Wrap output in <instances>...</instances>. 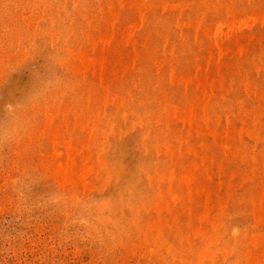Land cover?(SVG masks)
I'll list each match as a JSON object with an SVG mask.
<instances>
[{
  "label": "rangeland",
  "instance_id": "obj_1",
  "mask_svg": "<svg viewBox=\"0 0 264 264\" xmlns=\"http://www.w3.org/2000/svg\"><path fill=\"white\" fill-rule=\"evenodd\" d=\"M260 96L264 0H0V264H264Z\"/></svg>",
  "mask_w": 264,
  "mask_h": 264
},
{
  "label": "bare ground",
  "instance_id": "obj_2",
  "mask_svg": "<svg viewBox=\"0 0 264 264\" xmlns=\"http://www.w3.org/2000/svg\"><path fill=\"white\" fill-rule=\"evenodd\" d=\"M138 1H139V0H137V2H138ZM153 1H154V0H153ZM61 2H62V1H61ZM146 2H147V1H146ZM193 2H194V1H193ZM65 3H66V2H65ZM72 3H74V1H73ZM111 3H112V2H111ZM113 3H114V2H113ZM119 3H121V2H119ZM123 3H124V2H122V4H123ZM130 3H131V2H130ZM195 3H196V2H195ZM201 3H202V2H201ZM62 4H63V3H62ZM67 4H68V3H67ZM75 4H76V2H75ZM108 4H109V3H108ZM125 4H127V3H125ZM125 4H124V5H125ZM131 4H132V3H131ZM191 4H192V3H191ZM33 5H34V4H33ZM40 5H42V4H40ZM60 5H61V4H60ZM64 5H65V4H64ZM72 5H73V4H72ZM119 5H120V4H119ZM134 5H136V4H134ZM142 5H144L143 2H142V4H141V6H142ZM152 5H153V4H152ZM73 6H74V5H73ZM110 6H111V5H110ZM130 6H131V5H130ZM145 6H146V5H145ZM59 7H60V6H59ZM62 7H63V5H62ZM66 7H67V6H66ZM118 7H119V6H118ZM146 7H147V6H146ZM146 7H145V8H146ZM206 7H207V6H206ZM209 7H210V6H209ZM75 8H76V7H75ZM110 8H111V7H110ZM112 8H113V6H112ZM200 8H201V7H200ZM63 9H64V8H63ZM115 9H116V8H115ZM123 9H124V8H123ZM150 9H151V8H150ZM208 9H209V8H208ZM42 10H43V9H42ZM147 10H148V9H147ZM181 10H182V9H181ZM109 11H110V9H109ZM135 11H136V10H135ZM140 11H141V10H140ZM140 11H139V13H140ZM205 11H207V10H205ZM47 12H48V11H47ZM51 12H52V11H51ZM51 12H50V14H51ZM61 12H62V11H61ZM61 12H60V13H61ZM120 12H121V11H120ZM143 12H144V11H143ZM143 12H142V14H143ZM156 12H157V11H156ZM210 12H211V9H210ZM212 12H213V11H212ZM56 13H57V12H56ZM111 13H112V12H111ZM179 13H180V12H179ZM58 14H59V11H58ZM140 14H141V13H140ZM155 14H156V13H155ZM163 14H164V12L162 13V15H163ZM54 15H55V14H54ZM59 15H60V14H59ZM59 15H58V16H59ZM112 15H113V14H112ZM112 15H111V16H112ZM143 15H144V14H143ZM143 15H141V16H143ZM56 16H57V15H56ZM60 16H61V15H60ZM179 16H180V15H179ZM179 16H177V17H179ZM37 17H38V16H37ZM39 17H40V16H39ZM39 17H38V18H39ZM49 17H50V16H49ZM117 17H118V15H117ZM54 18H55V17H54ZM56 18H57V17H56ZM56 18H55V19H56ZM59 18H60V17H59ZM112 18H113V17H112ZM40 19H41V17H40ZM61 19H62V18H61ZM117 19H118V18H117ZM117 19H116V20H117ZM144 19H145V18H144ZM65 20H66V19H65ZM48 21H49V19H48ZM48 21H47V22H48ZM51 21H52V20H51ZM60 21H63V20H60ZM145 21H146V20H145ZM176 21H177V20H176ZM176 21H175V22H176ZM52 22H53V21H52ZM54 22H55V21H54ZM66 22H67V21H66ZM116 22H117V21H116ZM141 22H142V17H141ZM262 22H263V21H262ZM262 22H261V23H262ZM177 23H178V21H177ZM184 24H185V23H184ZM53 25H54V24H52V26H53ZM55 25H56V23H55ZM58 25H59V24H58ZM63 25H64V24H63ZM179 25H181V24H179ZM179 25H177V27H178ZM186 25H188V23H187ZM49 26H50V25H49ZM182 26H183V25H182ZM179 27H180V26H179ZM219 28H221V26H220ZM183 30H184V29H183ZM183 30H182V31H183ZM216 30H217V28H216ZM216 30H215V36H217V34H216ZM220 31H221V29L218 30V33H219ZM175 32H176V31H175ZM212 32H213V31H212ZM211 34H212V33H211ZM181 35H182V34H181ZM127 36H128V35H127ZM127 36H126V38H127ZM213 36H214V35H213ZM215 36H214V37H215ZM121 37H122V36H121ZM226 37H227V36H226ZM231 37H232V36H231ZM155 38H156V37H155ZM211 38H212V37H211ZM216 38H217V37H216ZM227 38H228V37H227ZM229 38H230V37H229ZM230 39H231V38H230ZM230 39H229V40H230ZM109 40H111V39L109 38ZM121 40H122V39H121ZM124 40H125V39H124ZM124 40H122V42H123ZM127 40H128V39H126V41H127ZM215 40H216V39H215ZM223 40H224V39H223ZM226 40H227V39H226ZM235 40H236V39H235ZM116 41H117V40H116ZM126 41H125V42H126ZM220 41H222V40H220ZM238 41H239V40H238ZM107 42H108V40H107ZM111 42H112V41H111ZM117 42H118V41H117ZM174 42H175V41H174ZM232 42H233V41H232ZM239 42H240V41H239ZM132 43H133V42H132ZM210 43H212V42H210ZM229 43H230V41H229ZM236 43H237V42H236ZM236 43H235V44H236ZM110 44H111V43H110ZM124 44H125V43H124ZM133 44H134V43H133ZM136 44H137V43H136ZM158 44H159V43H158ZM220 44H221V43H220ZM238 44H239V43H238ZM238 44H237V45H238ZM126 45H127V44H126ZM142 45H143V44H142ZM177 45H178V44H177ZM241 45H242V44H241ZM119 46H120V45H119ZM213 46H214V45H213ZM215 46H216V48H217V50H218V47H217L216 44H215ZM130 47H131V46H130ZM176 47H177V46H176ZM219 47H220V46H219ZM239 47H240V46H239ZM241 47H242V46H241ZM156 48H157V47H156ZM93 49H94V48H93ZM114 49H115V48H114ZM114 49H113V50H114ZM133 49H134V48H133ZM135 49H136V48H135ZM153 49H154V48H153ZM209 49H211V48H209ZM213 49H214V48H213ZM226 49H227V48H226ZM232 49H233V48H232ZM232 49H230V50H232ZM237 49H238V48H237ZM220 50H221V49H220ZM220 50H219V52H220ZM224 50H225V47H224ZM228 50H229V48H228ZM240 50H243V49H240ZM240 50H238V51H240ZM93 51H94V50H93ZM111 51H112V50H111ZM209 51H210V50H209ZM226 51H227V50H226ZM101 52H102V51H101ZM152 52H153V51H152ZM157 52H158V51H157ZM162 52H163V51H162ZM165 52H166V51H165ZM219 52H218V54H219ZM92 53H94V52H92ZM103 53H104V52H103ZM146 53H147V52H146ZM148 53H149V52H148ZM153 53H154V52H153ZM183 53H184V52H183ZM216 53H217V52H216ZM96 54H97V53H96ZM96 54H95V55H96ZM107 54H109V53H107ZM110 54H111V52H110ZM110 54H109V55H110ZM142 54H143V53H142ZM149 54H150V53H149ZM208 54H209V52H208ZM232 54H233V53H232ZM235 54H236V53H235ZM84 55H85V53H84ZM136 55H138V54H136ZM146 55H147V54H146ZM166 55H167V54H166ZM206 55H207V54H206ZM212 55H213V54H212ZM220 55L222 56V54H220ZM230 55H231V54H230ZM233 55H234V54H233ZM50 56H51V55H50ZM81 56H82V55H81ZM98 56H99V54H98ZM98 56H97V57H98ZM102 56H103V55H102ZM119 56H120V55H119ZM210 56H211V54H210ZM213 56H214V55H213ZM221 56H220V57H221ZM82 57H83V56H82ZM84 57H85V56H84ZM105 57H106V56H105ZM114 57H116V56H114ZM120 57H121V56H120ZM135 57H137V56H135ZM139 57H140V56H139ZM151 57H152V56H151ZM164 57H165V56H164ZM171 57H172V56H171ZM206 57H207V56H206ZM211 57H212V56H211ZM240 57H241V56H240ZM240 57H239V58H240ZM95 58H96V57L94 56V59H95ZM102 58H103V57H101V59H102ZM116 58H117V57H116ZM118 58H119V57H118ZM141 58H142V57H141ZM96 59H97V58H96ZM96 59H95V60H96ZM139 59H140V58H139ZM215 59H216V58H215ZM218 59H219V57H218ZM237 59H238V58H237ZM86 60H87V59H86ZM89 60H90V59H89ZM98 60H99V59H98ZM102 60H103V59H102ZM117 60H119V59H117ZM148 60H149V59H148ZM90 61L92 62V60H90ZM90 61H89L87 64H90ZM161 61H162V59H161ZM216 61H217V60H216ZM239 61H240V60H239ZM84 62H85V61H84ZM84 62H83V63H84ZM98 62H99V61H98ZM108 62H109V61H108ZM132 62H133V61H132ZM159 62H160V60H159ZM234 62H235V61H234ZM80 63H81V62H80ZM95 63H96V62H95ZM95 63H94V64H95ZM205 63H206V62H205ZM207 63H208V62H207ZM213 63H214V62H213ZM232 63H233V62H232ZM236 63H237V62H236ZM238 63H239V62H238ZM92 64H93V63H92ZM92 64H91V65H92ZM96 64H98V63H96ZM210 64H211V63H210ZM216 64L218 65V63H216ZM219 64H220V63H219ZM221 64H222V63H221ZM221 64H220V65H221ZM239 64H240V63H239ZM98 65H99V64H98ZM101 65H102V64H101ZM164 65H165V64H164ZM87 66H88V65H87ZM87 66H85V67H87ZM232 66H233V65H232ZM96 67H97V66H96ZM105 67H106V66H105ZM156 67H157V66H156ZM237 67H238V66H237ZM106 68H107V67H106ZM128 68H129V67H128ZM133 68H134V67H133ZM217 68H218V67H217ZM224 68H225V67H224ZM230 68H232V67H230ZM234 68H235V67H234ZM124 69H125V68H124ZM126 69H127V68H126ZM139 70H140V69H139ZM100 71H101V70H100ZM208 71H209V70H208ZM231 71H232V70H231ZM92 72H93V71H92ZM104 72H106V69H105ZM126 72H127V71H126ZM210 72H211V71H210ZM213 72H214V71H213ZM217 72H218V70H217ZM225 72H226V70H225ZM227 72H228V71H227ZM88 73H89V72H88ZM98 73H99V72H98ZM100 73H101V72H100ZM100 73H99V74H100ZM139 73H140V72H139ZM211 73H212V72H211ZM211 73H210V74H211ZM222 73H223V72H222ZM237 73H238V72H237ZM240 73H241V72H240ZM99 74H98V75H99ZM103 74H104V73H102V76H103ZM123 74H124V73H123ZM232 74H233V73H232ZM90 75H91V74H90ZM95 75H96V74H95ZM110 75H111V73H110ZM121 75H122V74H121ZM241 75H242V74H241ZM91 76H92V75H91ZM111 76H112V75H111ZM113 76H114V75H113ZM219 76H220V75H219ZM219 76H218V77H219ZM96 77H97V76H96ZM115 77L117 78V76H115ZM220 77H221V76H220ZM102 78H103V77H102ZM197 78H198V75H197ZM222 78H223V77H221V79H222ZM92 79H93V78H92ZM94 79H95V77H94ZM194 79H196V78H194ZM209 79H210V78H209ZM215 79H216V78H215ZM99 80H100V79H99ZM107 80H108V79H107ZM139 80H140V79H139ZM199 80H200V79H199ZM204 80H205V79H204ZM204 80H203V81H204ZM206 80H207V77H206ZM111 81H112V80H111ZM133 81H134V80H133ZM197 81H198V80H197ZM222 81H223V82L225 81L224 78H223ZM231 81H232V80H231ZM104 82H106V81H104ZM157 82H158V81H157ZM199 82H201V81H199ZM217 82H218V81H217ZM225 82H226V81H225ZM239 82H240V81H239ZM107 83H108V81H107ZM150 83H151V82H150ZM245 83H246V82H245ZM198 84H199V83H198ZM203 84H205V83H203ZM206 84H207V83H206ZM231 84H232V83H231ZM240 84H241V83H240ZM240 84H238V85H240ZM136 85H137V84H136ZM184 85H185V84H184ZM200 85H201V84H200ZM235 85H236V84H235ZM241 85H243V84H241ZM190 86H191V85H190ZM201 86H202V85H201ZM204 86L206 87V85H204ZM221 86H222V85H221ZM134 87H135V86H134ZM202 87H203V86H202ZM223 87H224V85H223ZM223 87H222V90L224 89ZM244 87H245V85H244ZM138 88H139V87H138ZM216 88H217V86H216ZM232 88H233V87H232ZM246 88H247V87H246ZM213 89H214V88H213ZM217 89H218V88H217ZM237 89H238V88H237ZM241 89H242V88H241ZM198 90H199V89H198ZM202 90H203V89H202ZM236 92H237V91H236ZM202 93H203V92H202ZM244 93H245V92H244ZM207 94H209V93H207ZM222 94H223V93H222ZM208 96H209V95H208ZM214 96H215V95H214ZM223 96H224V95H223ZM117 97H118V96H117ZM219 97H220V96H219ZM254 97H255V96H254ZM260 97H262V96H260ZM263 97H264V96H263ZM263 97H262V98H263ZM205 98H206V97H205ZM214 98H215V97H214ZM222 98H224V97H222ZM259 99H260V98H259ZM115 100H116V99H115ZM206 100H207V99H206ZM206 100H205V101H206ZM220 100H221V99H220ZM220 100H218V101H220ZM256 100H257V99H256ZM263 100H264V99H263ZM200 101H201V100H200ZM200 101H199V102H200ZM202 101H203V99H202ZM218 101H217V102H218ZM224 101H225V100H224ZM261 101H262V100H261ZM112 102H113V101H112ZM255 103H256V102H255ZM202 104H203V103H202ZM213 104H214V103H213ZM117 105H118V104H117ZM89 106H90V105H89ZM158 106H159V105H158ZM213 106H214V105H213ZM199 107H200V106H199ZM206 107L208 108L207 105H206ZM214 107H215V106H214ZM214 107H213V108H214ZM226 108H227V107H226ZM226 108H225V109H226ZM200 109H201V108H200ZM214 109H215V108H214ZM225 109H224V110H225ZM196 110H197V109H196ZM193 111H194V110H193ZM201 111H202V110H201ZM206 111H207V110H206ZM211 111H212V110H211ZM191 112H192V111H191ZM223 112H224V111H223ZM98 113H99V112H98ZM160 113H161V112H160ZM199 113H200V111H199ZM254 113H255V112H254ZM260 113H261V112H260ZM100 114H101V113H100ZM193 114H194V113H193ZM195 114H196V113H195ZM216 114H217V113H216ZM257 114H258V113H256V115H257ZM159 115H161V114H159ZM190 115H191V114H190ZM208 115H209V114H208ZM215 116H216V115H215ZM215 116H214V117H215ZM218 116H219V115H218ZM254 116H255V114H254ZM258 116H259V115H258ZM263 116H264V115H263ZM152 117H154V115H152ZM158 117H159V116H158ZM194 117H195V116H194ZM222 117H223V116H222ZM261 117H262V116H261ZM160 118H161V117H160ZM181 118H182V117H181ZM192 118H193V116H192ZM206 118H207L206 121L208 122V119H209L208 116H206ZM206 118H205V119H206ZM218 118H219V117H218ZM250 118H251V117H250ZM259 118H260V117H259ZM149 119H150V118H148V120H149ZM154 119H155V118H154ZM156 119H158V118H156ZM201 119H202V116H201ZM219 119H220V118H219ZM219 119H218V120H219ZM255 119L257 120V118H255ZM262 119H263V118H261V121H262ZM143 120H144V119H143ZM143 120H141V121L139 120V122H142ZM146 120H147V119H146ZM148 120H147V121H148ZM194 120H195V119H194ZM212 120H213V119H212ZM221 120H222V119H221ZM137 121H138V120H137ZM147 121H146V122H147ZM174 121H175V120H174ZM251 121H252V120H251ZM139 122H138V123H139ZM143 122H144V121H143ZM149 122H150V121H149ZM149 122H147V123H149ZM160 122H161V121H160ZM167 122H169V121H167ZM186 122H187V121H186ZM108 123H109V122H108ZM193 123H194V122H193ZM197 123H198V122H197ZM209 123H210V122H209ZM247 123H248V122H247ZM252 123H253V122H252ZM257 123H258V122H257ZM144 124L146 125V123H144ZM151 124H153V123H151ZM188 124H189V123H188ZM111 125H112V124H111ZM145 125H144V127H145ZM149 125H150V124H149ZM185 125H186V124H185ZM263 125H264V124H263ZM196 126H197V125H196ZM198 126H199V125H198ZM215 126H217V125L215 124ZM114 127H115V126H114ZM156 127H157V126H156ZM255 127H256V125H255ZM110 128H111V126H110ZM199 128H200V127H199ZM228 128H229V127H228ZM228 128H227L226 130H228ZM252 128H253V127H252ZM223 129H224V128H223ZM255 129L257 130V128H255ZM112 130H113V127L111 128V131H112ZM183 130H184V129H183ZM189 130H190V129H189ZM192 130H193V129H192ZM214 130L216 131L215 127H214ZM226 130H225V131H226ZM233 130H234V129H233ZM238 130H240V129H238ZM250 130H251V129H250ZM250 130H249V131H250ZM215 131H213V132H215ZM228 131H229V130H228ZM240 131H241V130H240ZM249 131H248V132H249ZM253 131H254V129H253ZM191 132H192V131H191ZM213 132H211V134H212ZM237 132H238V131H237ZM241 132H242V131H241ZM250 132H251V134H253L252 131H250ZM107 133H109V132H107ZM114 133H115V132H114ZM179 133H181V131H180ZM220 133H221V132H220ZM228 133H229V132H228ZM243 133H244V132H243ZM215 134H216V132H215ZM231 134H232V133H231ZM235 134H236V133H235ZM255 134H256V132H255ZM108 135H110V133H109ZM111 135H112V134H111ZM190 135H191V134H190ZM218 135H219V134H218ZM216 136H217V134H216ZM219 136H220V135H219ZM251 136H252V135H251ZM109 137H110V136H109ZM175 137H176V136H175ZM182 137H183V136H182ZM198 137H199V136H198ZM200 137H201V136H200ZM202 137H203V136H202ZM204 137H205V136H204ZM254 137H255V136H254ZM207 138H208V137H207ZM210 138H211V137H210ZM224 138H225V137H224ZM224 138H223V139H224ZM228 138H229V137H228ZM144 139H145V138H144ZM217 139H218V138H217ZM223 139H222V140H223ZM230 139H231V138H230ZM177 140H178V138H177ZM222 140H221V141H222ZM228 140H229V139H228ZM235 140H236V139H235ZM207 141H208V140H207ZM216 141H217V140H216ZM176 142H177V141H176ZM140 143H141V142H140ZM180 143H181V142H180ZM220 143H221V142H220ZM142 144H143V143H142ZM142 144H141V145H142ZM184 144H185V143H184ZM184 144H183V146H184ZM186 144H187V143H186ZM214 144H215V143H214ZM234 144H235V143H234ZM106 145H107V144H106ZM108 145H109V144H108ZM226 145H227V144H226ZM226 145H225V146H226ZM230 145H232V144H230ZM145 146H147V145H145ZM183 146H182V147H183ZM203 146H205V144H204ZM208 146H209V145H208ZM201 147H202V146H201ZM206 147H207V146H206ZM206 147H203V148H206ZM177 148H178V147H177ZM213 148H214V146H213ZM219 148H221V147H219ZM223 148H224V147H223ZM227 148H228V147H227ZM229 148H230V147H229ZM229 148H228V150H229ZM103 149H104V148H103ZM110 149H111V148H110ZM193 149H194V148H193ZM181 150H182V149H181ZM203 150H204V149H203ZM194 151H195V150H194ZM213 154H214V153H213ZM244 155H245V154H244ZM247 157H248V156H247ZM241 158H242V157H241ZM245 159H246V158H245V156H244V160H245ZM247 159H248V158H247ZM81 163H82V161H81ZM144 163H145V161H144ZM68 165H69V164H68ZM82 166H83V164H82ZM77 167H78V166H77ZM140 169H141V168H140ZM143 169H144V168H143ZM80 170L82 171V169H80ZM115 171H116V170H115ZM142 171H143V170H142ZM108 172H109V171H108ZM111 172H112V171H111ZM111 172H110V173H111ZM155 172H156V171H155ZM145 173H147V172H145ZM148 173H149V172H148ZM82 174H83V173H80L81 176H82ZM115 174H116V172H115ZM156 174H157V173H156ZM141 175H142V174H141ZM150 175H151V174H150ZM147 176H148V174H147ZM67 177H68V176H67ZM69 177H70V176H69ZM69 177H68V178H69ZM110 177H111V174H110ZM138 177H140V176H138ZM148 177H151V176H148ZM68 178L65 179V180H67V182H69ZM77 178H78V177H77ZM80 178H81V177H79V179H80ZM70 179H71V177H70ZM79 179H78V180H79ZM150 179H151V178H150ZM246 179H247V177H246ZM152 180H153V179H152ZM74 181H75V180H74ZM80 181H81V180H80ZM76 182H77V181H76ZM75 184H77V183H75ZM132 184H133V182H132ZM160 184H161V183H160ZM227 184H228V183H227ZM71 185H72V184H71ZM162 185H164V184H162ZM229 185L232 186V184H229ZM72 186H74V185H72ZM133 186H135V185H133ZM150 186H151V185H150ZM169 186H170V185H169ZM129 187H130V186H129ZM222 187H223V186H222ZM134 189H135V188H134ZM226 189H228V188H226ZM218 190H219V189H218ZM221 190H222V189H221ZM129 191H130V190H129ZM135 191H137V190H135ZM231 191H232V190H231ZM130 192H131V191H130ZM132 192H133V191H132ZM229 193H230V192H229ZM229 193H228V195H227V194H226V195L229 196ZM117 194H118V193H117ZM128 194H130V193H128ZM230 194H231V193H230ZM131 195H132V194H131ZM221 195H222V194H221ZM223 195H224V194H223ZM223 195H222V196H223ZM227 196H226V197H227ZM260 196L262 197L261 194H260ZM263 196H264V195H263ZM122 197H123V196H122ZM133 197H134V196H133ZM223 198H224V197H223ZM224 201H225V200H224ZM226 203H227V202H226ZM226 203H225V204H226ZM225 204H224V205H225ZM258 207H259V206H258ZM128 208H129V207H128ZM252 210H253V208H252ZM257 210H258V209H257ZM259 210H260V209H259ZM258 212H259V211H258ZM258 212H256V213H258ZM263 212H264V210H263ZM254 213H255V212H254ZM105 223H107V222H105ZM234 239H235V238H234ZM235 241H236V240H235ZM231 243H232V242H231ZM248 261H249V260H248ZM238 262H239V261H238ZM242 262H243V261H242ZM252 263H253V261H252ZM256 264H257V263H256Z\"/></svg>",
  "mask_w": 264,
  "mask_h": 264
}]
</instances>
